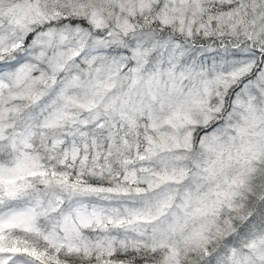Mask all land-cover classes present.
<instances>
[{
    "label": "snow or ice",
    "instance_id": "1",
    "mask_svg": "<svg viewBox=\"0 0 264 264\" xmlns=\"http://www.w3.org/2000/svg\"><path fill=\"white\" fill-rule=\"evenodd\" d=\"M0 264H264V0H0Z\"/></svg>",
    "mask_w": 264,
    "mask_h": 264
}]
</instances>
